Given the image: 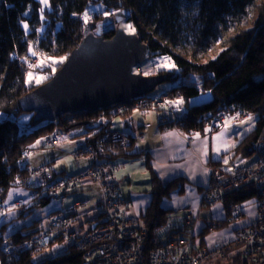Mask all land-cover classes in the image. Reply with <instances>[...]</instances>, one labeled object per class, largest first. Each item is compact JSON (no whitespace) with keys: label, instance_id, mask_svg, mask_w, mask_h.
<instances>
[{"label":"trees","instance_id":"16d2710c","mask_svg":"<svg viewBox=\"0 0 264 264\" xmlns=\"http://www.w3.org/2000/svg\"><path fill=\"white\" fill-rule=\"evenodd\" d=\"M49 8L42 12L36 0H0V202L14 183L23 185L28 178L23 154L33 150L36 141L55 129L64 132L82 130L89 140L98 138L102 129L88 130L83 123L101 122L108 128L111 121L99 119V112L65 114L54 122L34 123L32 113H24L20 98L46 83L60 69L69 54L88 35L91 24L102 18L101 14H84L91 5H102L106 13L120 18L134 29L142 44L148 47V56H169L175 71H160L167 82L178 81L166 92L180 99L186 108L182 123L176 126L184 133L211 134L219 130L211 127L212 117L218 106H227L228 114L237 117H256L254 128L233 150L234 157L252 155V146L264 139V0H48ZM120 21V22H121ZM27 24V30L22 26ZM41 24L43 29L40 31ZM116 30L104 29L99 34L106 40ZM36 55H31L29 46ZM147 56V57H148ZM38 58L32 66L34 58ZM40 60H52L43 70L46 79L37 86L25 83L27 73ZM62 60V62H60ZM31 66V67H30ZM135 69V68H134ZM208 93L211 100L191 105L194 98ZM130 112L128 109L124 114ZM27 114V122H20ZM101 114V112H100ZM122 114V115H124ZM105 117H112L111 113ZM103 118V117H102ZM173 121L164 125L172 124ZM208 129L206 132L205 130ZM128 149L110 147V159L132 158ZM218 168L214 163L209 164ZM219 169V168H218ZM151 176V201L140 220L149 230L163 228L168 221V211L162 207L172 190L182 193L181 178L163 186L153 173ZM228 202L240 204L255 200L257 193L249 185H241L227 193ZM48 200L42 203L44 206ZM227 225L218 222L215 230ZM3 225L0 233L4 232ZM183 229H170L175 235ZM208 233L205 228L200 234ZM31 234L18 232L9 238L18 243ZM58 238V239H57ZM60 237L56 236L58 241ZM202 246V245H201ZM237 248H233L235 251ZM30 249L16 259H9L0 249V264H87L84 252L76 243H70L64 251L40 263H34ZM241 259L233 257L232 264Z\"/></svg>","mask_w":264,"mask_h":264},{"label":"built area","instance_id":"2783aa9c","mask_svg":"<svg viewBox=\"0 0 264 264\" xmlns=\"http://www.w3.org/2000/svg\"><path fill=\"white\" fill-rule=\"evenodd\" d=\"M37 61L38 58H34L31 66ZM171 102L173 98L167 92L160 96L147 94L136 99L131 107L112 106L110 113L114 117L124 114L128 109L133 112L161 110L164 115H168L175 110ZM228 117V111H221L213 118L210 126L224 128ZM67 140L66 132L55 129L41 136L37 142L39 146L58 148ZM130 145L127 136L105 128L101 136L88 146L86 151L91 165L80 174L57 175L53 178L48 176L45 165L38 166L35 173L42 181V190L32 192L31 200L35 207L45 200L61 204L65 195L72 193L82 181H89L99 189L100 199L93 211L100 215V219L93 228L87 227L79 233L69 232L73 222L84 214L81 212V202L75 201L69 214L53 213L46 220L47 227L41 235L34 234L30 240L18 243L8 241L4 255L19 254L27 249L41 251L61 234L84 252L87 264H202L206 259L227 257L233 248H239V264H264V139L252 146L256 158L251 165H234L230 172L208 165V182L201 192V206L221 205L226 211V224L246 220L244 226L234 231L230 243L211 248L194 247V234L189 224L197 217L192 213L186 215L183 230L175 235H169L168 231L162 233V228L149 230L139 219L127 215L129 203L122 199L114 176L124 165L110 159L109 149L113 146L128 149ZM28 155L29 152L25 151L24 160ZM241 185H249L257 193V198L253 200L255 216L252 218H247L242 203L228 202L229 198L225 197ZM14 186L21 187L22 184L16 181ZM1 205L0 202V224L10 218ZM24 209H28V206L23 205L21 200L15 202L16 215ZM216 227L218 223H213L209 229L214 230Z\"/></svg>","mask_w":264,"mask_h":264},{"label":"crops","instance_id":"0c3cea01","mask_svg":"<svg viewBox=\"0 0 264 264\" xmlns=\"http://www.w3.org/2000/svg\"><path fill=\"white\" fill-rule=\"evenodd\" d=\"M175 100L176 99L174 98L173 101ZM209 100L210 95L204 94L191 100L190 104L198 105ZM183 106L184 105L181 104L179 110H177L175 106L178 115L183 113ZM136 112H128L124 115H120L122 117L123 127L120 126L112 130L127 136L130 141H132V146L128 152L133 154L134 157L123 159V169L114 174L122 199L129 203L127 215L141 221L139 217L151 201V192L149 190L145 191L143 194H138L133 192V190L142 184L149 185V189H151V173L155 175L163 186L167 185L174 179L181 178L183 180L181 184L183 192L179 193L177 191L178 188L172 190L169 196L162 202V207L168 211V214H173L176 218L175 222L169 223L170 217L167 214L168 221L166 225H169L166 227V230L182 229L184 227V218L188 213H192L197 217L196 220L191 221L189 224V228L192 229L194 234L193 245L195 248H211L230 243L233 240L234 231L237 228L244 226L246 220L243 219L232 224H227L219 230L209 229L213 223L224 221L226 211L219 204L202 207L201 192L208 182L209 164L214 163L220 170H225L227 165L230 167L233 163L237 164L235 159L240 156L234 157L233 150L240 144L241 141L239 142V139L243 136H236L235 132L231 129L233 127L231 122L234 120L237 121L240 117H237V115L229 116L227 131H225L224 127L211 134H199V138L195 139L194 137L197 133L185 136L177 129L164 126L165 123L171 122L172 117L164 115L162 111L138 112V114ZM233 117L235 119H231ZM246 118H248V116H244L241 119L247 120ZM82 132L83 131H80L79 134ZM168 133H173V135H168ZM216 136H220L221 138L214 141L213 137ZM89 138V136H85L82 141L73 144V146L70 147V150L77 152L80 149H82L81 151L87 150L88 146L91 144ZM225 146H227L226 150ZM67 147L68 145L63 143L58 149H56L64 151ZM216 148H219L218 153L215 150ZM205 151L207 152L206 155ZM40 156L42 163L38 166L47 164L49 167L48 169L53 172L48 163V161H51V156ZM83 159L85 158L83 157ZM225 160L228 162L225 163ZM247 162L248 161H245V163ZM252 163L248 165H251ZM90 165L91 161H89L87 166L82 165L81 169H76L75 172H71L70 174L61 172L59 174L67 176L78 175ZM31 167L32 166L26 158L27 169L35 170L37 168L36 166L34 169ZM53 173L56 174L55 172ZM144 174L148 175L147 178ZM134 176L137 177L138 182L134 181ZM143 179H145V181H143ZM33 182L34 180L30 179L21 187L11 188L8 190L2 201V209L10 213V220H14L8 223L10 225H7L8 227L6 226L5 228V232L8 235L9 233H15L20 227L19 221L15 220L13 216L14 214H12L15 202L18 200L27 201L31 198V187L34 186ZM124 185H127L128 188L122 191L121 187ZM92 189H95V194ZM97 189L98 187L92 182L82 181L72 192V194L76 193V197H70L68 203H64L65 199L69 196L65 195L61 204L52 201L48 205L42 206L41 209L32 210L31 214L21 224L24 223L23 225L28 226L34 221H39L42 224V227H44L43 230H45L47 227L46 220V225L44 223L45 217H48L50 213L56 211L60 214H69L72 203L80 201L82 207L81 212L84 214L80 216L76 223L72 224L70 228L75 230L78 229L79 232H81L87 228L90 221L95 220L97 217L96 212L93 211L100 199V195L98 197L96 191ZM207 211H210L209 214ZM245 211L247 213V218L254 217L255 214L252 207L248 208L246 206ZM177 213H181V216H178ZM42 219L43 222H41ZM41 224L39 227H41ZM166 225H164L163 228ZM205 228L208 229V233L204 237L197 239L196 237H198ZM235 256H237V254L233 255V257Z\"/></svg>","mask_w":264,"mask_h":264},{"label":"water","instance_id":"95a60500","mask_svg":"<svg viewBox=\"0 0 264 264\" xmlns=\"http://www.w3.org/2000/svg\"><path fill=\"white\" fill-rule=\"evenodd\" d=\"M120 22L125 12L117 13ZM148 47L135 35L115 31L110 39L86 35L71 51L59 70L44 84L20 98L24 113L34 123L54 122L65 114L95 113L114 105L130 106L167 82L165 75L134 73L147 59ZM88 130L105 129V124L83 123Z\"/></svg>","mask_w":264,"mask_h":264},{"label":"rangeland","instance_id":"374dc122","mask_svg":"<svg viewBox=\"0 0 264 264\" xmlns=\"http://www.w3.org/2000/svg\"><path fill=\"white\" fill-rule=\"evenodd\" d=\"M36 1L40 4V7L44 9L43 11H45L46 9L49 8V1H48V5L47 6L42 5L40 3V0H36ZM86 12H87V14H101L102 15V18L100 20H98L96 22L94 21V23L91 24V26H90L91 29L88 30V34H91V35L95 36V35L99 34V32H101L104 29H114V30L120 31V32H122V33H124L126 35H133L134 34V33H131L128 30V28H127V26L130 25L129 23H127L126 21L117 22L116 19L113 16H111L109 13L105 12L104 7L102 5H100V4L89 6L87 8ZM41 16H43L42 12H41ZM41 29H43V24H41L40 31H41ZM164 57L170 58L169 56H148L147 59L144 61V63H142L141 65L136 67L133 71H134L135 74H140L142 76L154 75L155 73H158L160 71H163V72H166V73H171V72L173 73L175 71V68L169 70L167 68L159 67V65L163 62ZM42 62H43V64H42ZM51 62H52V60H40L38 63H36L34 69H32L31 71H29L27 73L26 80L28 79V74L29 73H31L32 76H33L32 81L30 83H27V84L28 85H32V86H37V85L41 84L46 79V76L44 74L45 72H43V70H45L48 67H50L49 64ZM170 62L173 63L171 58H170ZM41 64H42V66H41ZM145 73H149V74L145 75ZM41 78H43V79H41ZM37 79H40V83H36ZM177 84H178V81L171 80L169 82H166V83H163L161 85H158L154 89V91L152 93H150V94H151V96H160L164 92H166V90H168L172 86H176ZM176 100H178V99H176ZM173 107L175 108L174 105H173ZM130 112H133V111H130ZM136 113L138 114V112H136ZM27 114H24L22 116V119H20V122H22V123L27 122V120L29 119V116ZM102 119H103L104 123H107L108 121L112 120L110 125H109V127H108L110 130H114L115 128H118L120 126L123 127L122 117L120 115L119 116L110 117V118L105 117V118H102ZM238 119H237V121L234 120L235 122L234 121L231 122V124L233 126L231 129L235 132L236 136L245 137L254 128L256 117H254V121L253 122H246V123H242V121H247V120L241 119V118H238ZM246 119H248V118H246ZM98 123L102 124L99 121H98ZM80 131H82V130H79V131L72 130V131L66 132L67 135H68V140L66 142H64V144H67L68 147L66 149H64V151L57 150L58 148L56 149V147L53 148V147L39 146L37 141H36L35 144L39 148H34L31 151L30 150H26V151L29 152V155L27 156V159H28L30 165L32 166L31 168L34 169L35 166L37 167L39 164L42 163L40 155H48V156L50 155L51 156L50 157L51 161H48V163H49V166L52 168V171L55 172L56 174H59L61 172H64L65 174H70L71 172H75L76 169H81L82 165H86L87 166L89 164V161H91L90 160V156L88 154H83V152L81 151L82 149H80L78 152L70 150V147H72L73 144L79 143L80 141H82V139H84L85 136H83V134H79ZM240 134H242V135H240ZM243 137H240L239 142L243 140ZM93 140L94 139H92V142H93ZM60 152H63V153H60ZM74 154H77L78 158H81V159H78L77 156H74ZM83 157L85 159H83ZM255 158H256V156L253 154V151H252V155L251 156H248L247 158H241V157L236 158L235 160H236L237 164L233 163L232 166H230V167H229V165H227L225 170H223V171L224 172H230L231 169H232L231 167H233L234 165L243 166V167L247 166L248 164L254 162ZM245 161H248V162L245 163ZM238 163L241 164V165H239ZM43 165L46 166V170H47L48 176H51L53 178L57 176L56 174L51 172L50 169H48L49 167H48L47 164H43ZM28 171H29V174H28L27 180H30V179L34 180V182H33L34 186L31 187V197H32V192H37L40 189L42 190V181L39 178V176L35 173V170H29L28 169ZM137 175H140V174H137ZM144 175L147 178L148 175L147 174H144ZM133 179H134L135 182H138L136 176H134ZM143 181H145V179H143ZM127 188H128L127 185H124L123 187H121L122 191L126 190ZM92 190H93V192L95 194V189H92ZM149 190L151 192V189H149V185L142 184V185H139L136 188H134L133 192L138 193V194L139 193L143 194L145 191H149ZM96 191H97V194H98V197H99V189H97ZM67 195H69V196L68 197L66 196L67 198L64 201L65 204L68 203V201L70 200V197H76V193H73V194L69 193ZM45 201H47V200H45ZM45 201L41 202L36 207L33 205V202L31 200V198L29 200H27V201H21V202L23 203V205H27L28 206V210H30V212H31L32 210H35V209H41V207H42L41 205ZM48 201L49 202H47L46 205H48L50 202H52V200H48ZM253 202L254 201L251 200V201H248V202H244L242 204H243V206H245V209H246V206L248 208L252 207L253 210H254V214H255V208H254ZM14 208H15V206H14ZM5 212L10 214L7 211H5ZM209 212L210 211H207L208 214H209ZM53 213H55L57 215L58 211L52 212V213L49 214L48 217H45V219H44L45 225H46V221L45 220H47V218L49 220ZM177 214H178V216H181V213H177ZM245 214L247 215L246 211H245ZM62 215H64V214H62ZM168 215L170 217L169 223L170 222H175L176 218L174 217V215L173 214H168ZM248 218H250V217H248ZM99 219H100V215L97 214L96 219L93 220V221H90L87 227L93 228L95 222H97ZM77 220L78 219H76L73 222V224L76 223ZM12 221H14V220H10L9 219L7 222H3V223H6L9 226L10 224H8V223H10ZM41 222H43V219H42ZM3 223L0 224V229H1V227L3 225H5ZM168 225H166L164 228H162V230H161L162 233L167 231L166 227ZM4 231H6V229H4ZM18 232L23 233L19 229L15 233H18ZM15 233H13V234L9 233V235H8L9 238L12 235H14ZM24 234L27 235V234H31V233H24ZM24 234H22V235H24ZM61 236H62L61 234H58L57 237H61ZM33 237H34V234H31L29 236L28 240H30ZM196 238L199 239L201 237L198 236ZM68 242L70 243V241H68ZM68 242L67 241H60L59 242V240L58 241L57 240L53 241L48 248H45V249H43L41 251H38V252L30 251V257L32 258V261L34 263L43 262V261H45L48 258L55 257V256L61 254L63 252L64 248H65V245L68 244ZM238 252H239V248H237V249H235V251H232L231 253H229L227 255V257H225V258H220L219 257V258H216V259H213V258L209 259L206 262V264H232V261H233L232 257H233L234 254H237Z\"/></svg>","mask_w":264,"mask_h":264},{"label":"bare ground","instance_id":"6f19581e","mask_svg":"<svg viewBox=\"0 0 264 264\" xmlns=\"http://www.w3.org/2000/svg\"><path fill=\"white\" fill-rule=\"evenodd\" d=\"M151 76V75H150ZM206 94H208V93H206ZM205 94V95H206ZM202 95H204V94H202ZM202 95H200V96H202ZM199 96V97H200ZM194 99H196V98H194ZM193 99V100H194ZM210 100H211V96H210ZM209 100V101H210ZM208 102V101H207ZM133 103H134V101H133ZM133 103L130 105V106H127V105H125V106H127V107H131L132 105H133ZM204 103H206V102H204ZM203 104V103H202ZM198 105H200V104H198ZM183 108H184V110H183V113L182 114H180V115H178L177 113H176V109L175 110H173L172 111V113H170V114H168V117H170V116H172L173 117V120L171 119V121H173L172 122V124H169V125H164V126H166V127H169V128H173V129H177V130H179L181 133H183L185 136L186 135H188V134H192V133H184L183 131H181V129H179L177 126H176V122L177 123H182V121H183V118L185 117V114H186V108H185V106H183ZM111 110H112V106H110V107H108L107 109H103V110H100V111H98L99 112V119H102V117L103 118H105V115H107L108 113H110L111 112ZM161 111V110H160ZM221 111H228V107L227 106H218L217 107V109H216V111H215V113H214V115H213V117H212V120H213V118L217 115V113H219V112H221ZM100 112H101V114H100ZM229 118V117H228ZM211 120V121H212ZM228 120V119H227ZM66 142V141H65ZM34 148H39L36 144H35V146H34ZM83 152V154L85 153V154H88L87 153V151L85 150V151H82ZM74 156H77V154H74ZM77 158H78V156H77ZM120 162H122L123 163V159H120L119 160ZM124 164V163H123ZM14 215V218L17 220V221H19V230L21 231V232H23V233H31V234H37V235H41L42 234V232H43V229H44V227H42V224L39 222V221H34V222H32V223H30L28 226H25V225H23V224H21L30 214H31V212H30V210H28V209H24V211L21 213V214H19V215H16V213H15V208L13 209V212H12ZM53 215V214H52ZM40 224H41V227H39L40 226ZM83 231V230H82ZM69 232H71V233H77V232H79V230L77 229V230H75V229H69ZM8 241H9V236H8V234H6V232L4 231V232H2V233H0V249L1 250H3V251H5V247H6V245L8 244ZM60 241H67L68 242V239L66 238V236L65 235H62L61 237H60V239H59V242ZM70 243L68 242V244H66L65 245V248L69 245ZM64 248V249H65ZM64 251V250H63ZM20 254H14V253H12V254H9V255H6L9 259L11 258V259H16V258H18V256H19ZM209 259H206L204 262H202V264H206V262L208 261Z\"/></svg>","mask_w":264,"mask_h":264},{"label":"snow or ice","instance_id":"6c2138e0","mask_svg":"<svg viewBox=\"0 0 264 264\" xmlns=\"http://www.w3.org/2000/svg\"><path fill=\"white\" fill-rule=\"evenodd\" d=\"M40 3H41L42 5L47 6V5H48V0H40ZM43 10H44L43 8L40 9L41 12H43ZM83 19H84V23L87 24V23H88V20H89V16H88L87 13L84 14ZM23 27L27 30L28 25H27V24H24ZM127 28H128V30H129L131 33H134V32H135V29H134L131 25H128ZM29 52H30V54L33 55V56L36 55V53L32 51L31 45L29 46ZM60 62H62V60H61ZM42 64H43V62H42ZM42 64H41V66H42ZM30 67H31V66H30ZM159 67H163V68H167V69L171 70V69L175 68V64H173V63L170 62V58H168V57H164L163 62L159 65ZM148 74H149V73H145V75H148ZM32 79H33V76H32L31 73H29V74H28V79L25 81V83H26V84H27V83H30V82L32 81ZM41 79H43V78H41ZM36 83H40V79H37V80H36ZM167 103H168V102H166V104H167ZM171 103H172L174 106H176L177 110H179V106L183 103V101L178 99V100L173 101V102H171ZM231 119H235V118L233 117V118H231ZM253 121H254V117L251 116V115H249L247 121H242V123L253 122ZM228 123H229V121L226 120V122H225V131L228 130V129H227V125H228ZM205 131L207 132L208 129H206ZM168 135H173V133H168ZM194 138H195V139H198V138H199V133H197V134L195 135ZM220 138H221L220 136H216V137H213V140L216 141V140H219ZM37 143H39V142H37ZM226 149H227V146H225V150H226ZM215 150L217 151V153L219 152V148H216ZM206 154H207V152L205 151V155H206ZM225 163H227V160H225ZM250 203H251V202H250Z\"/></svg>","mask_w":264,"mask_h":264},{"label":"flooded vegetation","instance_id":"af4514ba","mask_svg":"<svg viewBox=\"0 0 264 264\" xmlns=\"http://www.w3.org/2000/svg\"><path fill=\"white\" fill-rule=\"evenodd\" d=\"M100 35V34H99ZM101 36V35H100Z\"/></svg>","mask_w":264,"mask_h":264}]
</instances>
